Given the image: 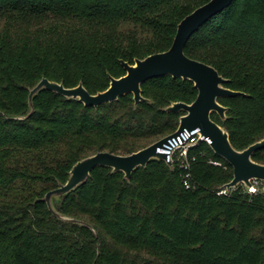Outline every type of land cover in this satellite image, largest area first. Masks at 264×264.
I'll return each instance as SVG.
<instances>
[{"label": "trees", "instance_id": "16d2710c", "mask_svg": "<svg viewBox=\"0 0 264 264\" xmlns=\"http://www.w3.org/2000/svg\"><path fill=\"white\" fill-rule=\"evenodd\" d=\"M208 1L0 0V264H264V183L255 193L244 185L221 193L233 168L207 143L190 151L192 189L177 166L152 160L129 181L96 167L55 201L98 236L56 218L43 200L77 161L99 151L129 155L175 132L182 113L164 108L193 102L198 90L165 75L142 85L152 103L135 106L128 94L99 108L43 90L31 114L30 90L46 77L104 91L110 76L126 73L121 60L168 50L180 21ZM185 52L246 93L220 98L226 121L213 115L232 144L262 139L264 0H234ZM253 158L264 163V148Z\"/></svg>", "mask_w": 264, "mask_h": 264}, {"label": "water", "instance_id": "95a60500", "mask_svg": "<svg viewBox=\"0 0 264 264\" xmlns=\"http://www.w3.org/2000/svg\"><path fill=\"white\" fill-rule=\"evenodd\" d=\"M233 1L210 0L185 16L178 24L173 43L168 50L150 54L142 59L137 58L133 64L121 60L126 73L121 77L110 76V85L104 91L92 94L82 82L75 87H66L64 83L46 77L30 90V114L34 111V97L43 90L53 91L95 108L112 103L128 94L133 95L135 106L143 101L152 103V100L143 96L142 85L165 75L190 80L198 90L193 102H173L164 108L165 112L182 113L179 126L172 134L129 155L99 151L77 161L71 168L67 181L50 190L43 198L53 216L64 222L89 227L98 236L97 230L92 225L58 211L55 201L84 185L91 172L99 166L111 168L114 173L123 172L124 178L128 181L137 168L147 166L152 160L164 161L173 170L175 167L167 159V154L159 152L158 149L163 148L169 139L177 137L185 129L189 131L199 129L200 134L209 139V145L214 153L232 166L233 179L222 189L230 191L244 185L251 192L255 188L253 181L264 183V163L257 162L253 158L257 150L264 148V137L244 149H237L231 142L228 130L213 119L214 114H217L222 121H226L228 117L229 108L220 102V98L236 97L246 93L228 88L226 86L228 79L214 66L194 59L185 52L193 34L212 17L228 8Z\"/></svg>", "mask_w": 264, "mask_h": 264}, {"label": "built area", "instance_id": "2783aa9c", "mask_svg": "<svg viewBox=\"0 0 264 264\" xmlns=\"http://www.w3.org/2000/svg\"><path fill=\"white\" fill-rule=\"evenodd\" d=\"M200 143H207L209 145V139L200 134L199 129L189 131L185 129L177 137H173L164 144L163 148H159V152L167 154V159L177 166L181 175L183 184L187 189L194 188L192 177V163L196 161V155L190 153L191 148ZM210 146V145H209ZM215 165H222L219 161H211ZM255 188L251 193L258 191V182L253 181ZM227 190H222L221 193H227Z\"/></svg>", "mask_w": 264, "mask_h": 264}, {"label": "rangeland", "instance_id": "374dc122", "mask_svg": "<svg viewBox=\"0 0 264 264\" xmlns=\"http://www.w3.org/2000/svg\"><path fill=\"white\" fill-rule=\"evenodd\" d=\"M258 186H261L262 185V182H258V184H257ZM146 255V254H145Z\"/></svg>", "mask_w": 264, "mask_h": 264}]
</instances>
